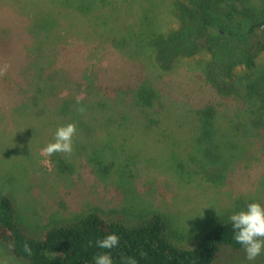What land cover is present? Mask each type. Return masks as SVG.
I'll return each mask as SVG.
<instances>
[{"label": "rangeland", "instance_id": "374dc122", "mask_svg": "<svg viewBox=\"0 0 264 264\" xmlns=\"http://www.w3.org/2000/svg\"><path fill=\"white\" fill-rule=\"evenodd\" d=\"M178 1L0 0V193L22 230L37 236L90 207L158 212L189 247L248 202L264 204V96L255 90L264 52L250 70L234 53L221 90L206 81L212 55L200 33L156 61L152 41L177 30ZM245 3L264 15L259 0ZM263 37L256 27L254 41ZM68 123L72 151L48 155ZM0 264L22 263L0 246ZM216 264H264V252L249 261L226 247Z\"/></svg>", "mask_w": 264, "mask_h": 264}, {"label": "trees", "instance_id": "16d2710c", "mask_svg": "<svg viewBox=\"0 0 264 264\" xmlns=\"http://www.w3.org/2000/svg\"><path fill=\"white\" fill-rule=\"evenodd\" d=\"M259 1L264 13V0ZM174 13L179 19L177 30L152 41L156 61L162 57L171 61L176 44L193 40L194 31L200 33L206 38L205 48L212 55L206 65V81L212 83L214 89H222L216 79L224 84L232 77L231 66L238 64L234 53L243 57L245 68L250 70L256 56L264 52V37L254 41V30L264 26V15L254 14L245 0H180L175 4ZM192 14L196 18L198 16L196 24ZM221 22L231 26L230 31ZM195 49L194 45L184 55H192ZM225 51L228 53L226 56ZM222 62L227 66L220 64ZM169 63L166 60V64ZM166 64L161 67L167 68ZM255 87L257 94L264 96V78ZM4 92L10 93L6 88ZM144 95L142 99L145 102L142 104H150L151 101ZM246 95L250 94L245 93L244 98H247ZM259 111L258 131L264 129V110ZM212 120V111L204 110L201 126L205 135L211 133ZM241 127H236L239 134ZM261 140L264 145V134ZM232 146L235 147V144ZM16 217L15 202L10 196L0 193V246L22 264H92V257L100 252H108L113 264H130L133 260L135 264H216L224 248L234 253L244 250L233 240L231 225L227 221L210 226L191 246L184 247L182 245L185 244L181 245L182 237L174 233L168 220L158 212L134 215L90 207L71 218L46 224L37 236L22 230ZM109 232L119 235L118 246L112 250L96 247V239ZM25 245L31 249L30 255L25 252Z\"/></svg>", "mask_w": 264, "mask_h": 264}, {"label": "clouds", "instance_id": "9594fccd", "mask_svg": "<svg viewBox=\"0 0 264 264\" xmlns=\"http://www.w3.org/2000/svg\"><path fill=\"white\" fill-rule=\"evenodd\" d=\"M75 130L72 123L59 126L54 133V142L49 143L44 151L48 155L54 152L70 153ZM227 222L231 225L233 240L244 249L247 260L254 261L264 252V204L250 201L244 207L233 211L227 217ZM119 241L117 233L109 232L97 238L95 244L99 249L112 250L118 246ZM24 250L31 254L27 245ZM92 264H113V258L108 252H100L92 257ZM130 264H135V261H130Z\"/></svg>", "mask_w": 264, "mask_h": 264}]
</instances>
